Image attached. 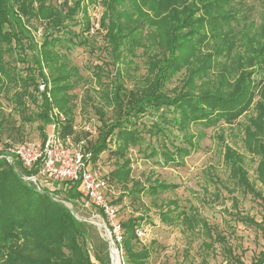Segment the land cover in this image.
Listing matches in <instances>:
<instances>
[{"label": "trees", "instance_id": "1", "mask_svg": "<svg viewBox=\"0 0 264 264\" xmlns=\"http://www.w3.org/2000/svg\"><path fill=\"white\" fill-rule=\"evenodd\" d=\"M234 2L64 0L57 6L49 0H0V93L11 85L16 93L11 100L18 107H24V100L37 103L38 117L46 127L54 123L50 113L55 108L64 117L63 122L54 123L57 134L78 143L72 103L76 96L70 93L80 77L68 55L74 45L87 41L81 32L73 33L69 23L82 13L83 32L89 33L88 7L99 5V30L116 77L103 84V69L95 66L99 96L105 107L112 108L113 118L108 122L101 109L96 111L101 119L98 138L84 147L92 162L103 152L115 157V169L106 178L124 189L119 199L128 196L137 200L141 193L155 197L177 185L153 180L143 187L131 179L129 150L137 148L144 159L158 157L165 165L179 167L202 137L200 132L193 133L192 127L230 126L250 112L240 127L245 151L257 158L255 174L262 190L249 180L242 154L224 142L222 134L217 139L232 190L260 200L259 222L245 215L236 219L260 230L262 250L250 264H264V15L254 28L239 30L235 26L239 10L233 7ZM33 22L41 23L42 31L44 28L39 40ZM10 57L14 61L11 69ZM135 58H141L145 74L140 88L128 90L123 87V69L128 73ZM179 73L180 86L166 91V84ZM39 81L46 84L43 93L37 91ZM149 114L155 118L145 127L146 140L136 126ZM3 123L0 110V141ZM40 130L44 141L48 133ZM173 131L181 142L169 149L164 142ZM152 138L158 140V146L150 144ZM0 145L5 148L11 143ZM5 157L0 150V264H111L108 242L101 240L95 248L90 247L88 225L55 198L63 194L69 200L81 199L77 185L49 179L50 187L39 181L37 186L28 180L37 174V167L25 168L17 159L8 163ZM221 185L227 189L226 184ZM158 217L160 222L177 223L184 230L203 231L209 241L204 243L206 248L226 244L225 237L211 230L193 207L187 211L166 201ZM145 219L138 216L118 223L121 241L114 236L112 241L123 252L122 264H150L153 247L143 245L136 233ZM106 226L112 231V226ZM226 253L225 264H243L230 249Z\"/></svg>", "mask_w": 264, "mask_h": 264}, {"label": "rangeland", "instance_id": "2", "mask_svg": "<svg viewBox=\"0 0 264 264\" xmlns=\"http://www.w3.org/2000/svg\"><path fill=\"white\" fill-rule=\"evenodd\" d=\"M51 4L61 6L64 0H49ZM233 7L239 14L236 27L240 30L244 26L254 28L261 21L264 15V0H235ZM99 5L89 6L88 15L90 18L89 33L83 32V14L78 13L69 23L70 30L77 34L82 33L81 38H86L84 45H74L69 53L70 65L77 68L80 80L74 91L73 112L76 121V136L82 142L83 149L90 147L98 138L101 126V119L96 112L101 109L104 112V119L110 122L113 111L111 107H105L100 98V87L95 81V66L103 69L104 75L101 79L103 84H108L115 76V66L110 63L103 43V32L99 30L98 20L101 14ZM37 25L36 38L39 40L42 35V24ZM49 31V30H48ZM78 41V40H77ZM9 68L14 66L11 57L8 58ZM134 65L127 70L123 69V87L128 90L140 88L141 80L145 74V67L141 58L134 59ZM17 66L22 64L17 62ZM19 70L18 72H22ZM261 77L258 76V79ZM181 74L176 75L170 83L166 84V91L171 92L180 86ZM13 86H5L0 93V110L4 116L3 132L0 143L19 144L24 141L41 142V130L49 133L50 127L43 125L38 117L39 106L35 102L24 100V107H18L11 98L15 96ZM242 116L234 124L228 126L220 123L213 128L204 129L200 125L191 128L193 133L202 134L198 139V145L194 151L184 158L183 165L176 167L171 164H163L158 158L144 159L137 148L129 150L127 156L130 158V178L138 181L143 187L149 182L157 180L167 184H175L174 190L159 193L157 196H150L141 193L137 200L123 196L124 189L120 184L109 183L107 199L118 207L115 223L122 224L129 218L142 216L146 218L141 221V227L137 230L143 232L139 238L140 242L148 246L151 244L153 251L149 258L150 264H225L230 249L232 254L240 258L243 264H250L262 250V237L260 230L247 226L237 221V216L253 217L256 221L261 220L260 200L249 194H242L240 191L232 190V185L227 179V172L222 165L221 145L217 135L222 134L224 142L236 149L244 158V166L248 172L249 180L256 188L262 190L256 179L255 169L257 158L245 151L241 127L246 122L247 116ZM153 115L141 117L137 128L149 140L145 133L146 126H150ZM179 134L173 131L170 138L164 142L169 149L172 144H180ZM155 141V143H154ZM158 141V140H157ZM154 138L150 144L158 146ZM85 147V148H84ZM103 176L110 174L116 165V159L109 152L99 155L95 163ZM149 181V182H148ZM226 184L225 190L221 184ZM39 184L50 187V180L42 178ZM131 182L128 183V187ZM264 194V193H263ZM57 200L64 202L78 220L88 225L89 245L95 248L103 240L112 247L113 264H122L123 252L116 247L112 241L113 231H110L106 224L110 223L84 198L69 200L63 194L55 195ZM166 201H174L180 208L189 210L195 208L199 215L205 220L207 226L215 233L225 237V245L215 243L212 249L204 246L209 242L203 231L196 228L194 231L184 230L177 223H162L159 220L158 212L164 210Z\"/></svg>", "mask_w": 264, "mask_h": 264}, {"label": "built area", "instance_id": "3", "mask_svg": "<svg viewBox=\"0 0 264 264\" xmlns=\"http://www.w3.org/2000/svg\"><path fill=\"white\" fill-rule=\"evenodd\" d=\"M37 91H46V84L39 81ZM46 96L49 98L48 91ZM50 116L55 121H64V117L55 108ZM50 126V131L44 141H25L19 144H11L0 150H4L8 163L17 159L25 168L37 167V174L29 177L38 186V181L48 178L53 182H71L77 185V191L81 197L105 217L112 226L114 239L121 241V229L114 219L118 207L107 199L109 183L106 176L100 173L97 164L91 160V153L83 149L82 142L75 143L70 137L61 138L55 124ZM62 202V201H61ZM64 203V202H62ZM137 236H143V232L136 231Z\"/></svg>", "mask_w": 264, "mask_h": 264}, {"label": "water", "instance_id": "4", "mask_svg": "<svg viewBox=\"0 0 264 264\" xmlns=\"http://www.w3.org/2000/svg\"><path fill=\"white\" fill-rule=\"evenodd\" d=\"M108 247H109V255H110L111 264H113L112 247L110 244L108 245ZM118 264H119V262H118Z\"/></svg>", "mask_w": 264, "mask_h": 264}, {"label": "bare ground", "instance_id": "5", "mask_svg": "<svg viewBox=\"0 0 264 264\" xmlns=\"http://www.w3.org/2000/svg\"><path fill=\"white\" fill-rule=\"evenodd\" d=\"M114 252V251H113ZM113 252H112V256H113ZM114 261V260H113Z\"/></svg>", "mask_w": 264, "mask_h": 264}]
</instances>
